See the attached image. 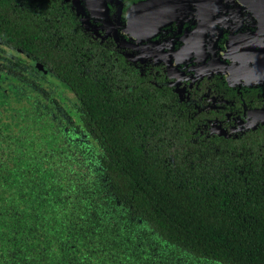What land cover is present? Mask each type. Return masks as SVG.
<instances>
[{
    "label": "flooded vegetation",
    "instance_id": "af4514ba",
    "mask_svg": "<svg viewBox=\"0 0 264 264\" xmlns=\"http://www.w3.org/2000/svg\"><path fill=\"white\" fill-rule=\"evenodd\" d=\"M262 24L264 0H0V264H244L158 224L166 190L196 188L165 173L164 118L184 158L264 141Z\"/></svg>",
    "mask_w": 264,
    "mask_h": 264
},
{
    "label": "trees",
    "instance_id": "16d2710c",
    "mask_svg": "<svg viewBox=\"0 0 264 264\" xmlns=\"http://www.w3.org/2000/svg\"><path fill=\"white\" fill-rule=\"evenodd\" d=\"M152 99L148 96V104H157L158 101ZM169 99V95H164L162 103H169ZM170 119L164 118L166 156L163 168L165 173L173 168L180 171L192 186L193 167L196 188L166 190L158 211L162 218L159 217L158 224L171 238L199 254L244 264L261 263L259 260L264 259V255H257L255 251L264 240V222L259 223L257 217V201L262 200L260 204L264 201V141L251 139L228 146L229 150L216 143L211 144L212 148L209 144H198L189 151H209L213 153L211 158L203 155L184 158V152L188 151L178 147L181 141H173V137L183 135V122L176 124ZM214 145L219 147L217 155ZM103 146L108 154L109 142H104ZM232 168L242 169L240 179H232L236 174L228 173V180L223 182L220 170ZM155 171L156 166L150 160L148 172ZM224 184L235 185L234 196L225 194L232 189L221 187ZM241 217L246 221L241 222Z\"/></svg>",
    "mask_w": 264,
    "mask_h": 264
},
{
    "label": "water",
    "instance_id": "95a60500",
    "mask_svg": "<svg viewBox=\"0 0 264 264\" xmlns=\"http://www.w3.org/2000/svg\"><path fill=\"white\" fill-rule=\"evenodd\" d=\"M252 39L253 46H248L246 52L251 57L252 64L250 67H246L247 70L244 72L246 74L251 72L252 76L256 77L264 73V24L261 25L258 33Z\"/></svg>",
    "mask_w": 264,
    "mask_h": 264
}]
</instances>
